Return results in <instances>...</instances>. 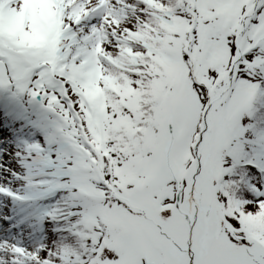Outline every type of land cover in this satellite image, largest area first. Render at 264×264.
<instances>
[{
	"label": "snow or ice",
	"instance_id": "obj_1",
	"mask_svg": "<svg viewBox=\"0 0 264 264\" xmlns=\"http://www.w3.org/2000/svg\"><path fill=\"white\" fill-rule=\"evenodd\" d=\"M0 264H264V0H0Z\"/></svg>",
	"mask_w": 264,
	"mask_h": 264
}]
</instances>
